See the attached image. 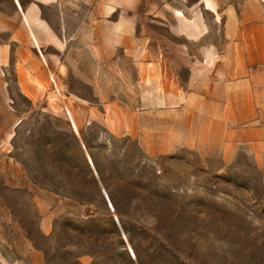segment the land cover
<instances>
[{"label":"crops","instance_id":"obj_1","mask_svg":"<svg viewBox=\"0 0 264 264\" xmlns=\"http://www.w3.org/2000/svg\"><path fill=\"white\" fill-rule=\"evenodd\" d=\"M14 93L77 134L264 170V0H0V138ZM2 200L0 264H48Z\"/></svg>","mask_w":264,"mask_h":264},{"label":"rangeland","instance_id":"obj_2","mask_svg":"<svg viewBox=\"0 0 264 264\" xmlns=\"http://www.w3.org/2000/svg\"><path fill=\"white\" fill-rule=\"evenodd\" d=\"M14 94L0 197L48 264H264V170L252 161L154 157L97 125L77 134Z\"/></svg>","mask_w":264,"mask_h":264},{"label":"trees","instance_id":"obj_3","mask_svg":"<svg viewBox=\"0 0 264 264\" xmlns=\"http://www.w3.org/2000/svg\"><path fill=\"white\" fill-rule=\"evenodd\" d=\"M41 250H43L42 248H40Z\"/></svg>","mask_w":264,"mask_h":264}]
</instances>
